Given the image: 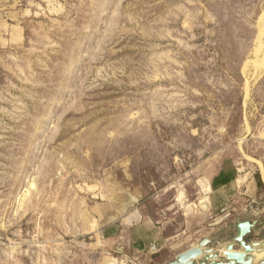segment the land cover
I'll return each instance as SVG.
<instances>
[{"label":"rangeland","instance_id":"374dc122","mask_svg":"<svg viewBox=\"0 0 264 264\" xmlns=\"http://www.w3.org/2000/svg\"><path fill=\"white\" fill-rule=\"evenodd\" d=\"M222 166L239 191L209 190ZM244 219L264 240V0H0V264L240 251Z\"/></svg>","mask_w":264,"mask_h":264},{"label":"water","instance_id":"95a60500","mask_svg":"<svg viewBox=\"0 0 264 264\" xmlns=\"http://www.w3.org/2000/svg\"><path fill=\"white\" fill-rule=\"evenodd\" d=\"M256 221H239L237 223V234L229 242L228 248L239 245L240 251H223L220 253L215 247L216 241L212 237H205L198 247H192L180 254L175 259L165 264H255L254 257L251 255L255 251L264 249V240L247 241L245 236L255 227ZM228 241H220L218 245L222 248ZM220 248V249H221ZM201 255L199 259L197 256ZM264 263V258L259 262Z\"/></svg>","mask_w":264,"mask_h":264},{"label":"crops","instance_id":"0c3cea01","mask_svg":"<svg viewBox=\"0 0 264 264\" xmlns=\"http://www.w3.org/2000/svg\"><path fill=\"white\" fill-rule=\"evenodd\" d=\"M238 167H235L234 169L230 168H224L223 166L220 167V169L215 170L211 169L209 171V179L207 185L209 186V190L212 191H218V190H226L230 188H236L237 191H239L240 184L238 179ZM222 174V176H221ZM221 178H227V181L222 182ZM216 181V186L213 187V181ZM208 186H206L208 188ZM131 215H125V217L121 218V225H128L130 230L132 231V235L130 236L131 243L130 245L134 248V251L136 253L144 252L145 250H148L149 252H157L160 251L163 246L161 245L159 241V235L157 232V225L156 223L149 218L147 214L143 212V210L140 207H137V209H134L131 213ZM255 221L251 219H244L242 221ZM237 229V227H236ZM257 228H253L246 236L247 241H254V235L251 237V235L257 234ZM145 231L143 234H140L139 236L136 235L134 231ZM237 234V230L235 232V235ZM134 235V236H133ZM111 234L109 232L103 233V237H106L109 239ZM120 242V241H119ZM122 243V241H121ZM193 246V245H192ZM122 247V245H121ZM191 247V246H190ZM239 247V246H237ZM189 248V247H188ZM187 249V248H186ZM186 249L178 252L177 254H180L184 252ZM239 249V248H237ZM176 254V255H177ZM175 255V257H176ZM161 262L160 264H165L173 259Z\"/></svg>","mask_w":264,"mask_h":264},{"label":"trees","instance_id":"16d2710c","mask_svg":"<svg viewBox=\"0 0 264 264\" xmlns=\"http://www.w3.org/2000/svg\"><path fill=\"white\" fill-rule=\"evenodd\" d=\"M221 176H222V174H221ZM258 177L260 178V175H258L257 178H258ZM221 181H222V182H225V181H227V178H221ZM215 186H216V181L214 180V181H213V187H215Z\"/></svg>","mask_w":264,"mask_h":264},{"label":"bare ground","instance_id":"6f19581e","mask_svg":"<svg viewBox=\"0 0 264 264\" xmlns=\"http://www.w3.org/2000/svg\"><path fill=\"white\" fill-rule=\"evenodd\" d=\"M224 246H225V245H223L221 249H223ZM232 249H233V248H232ZM229 250H231V249H229ZM230 252H238V251H230ZM261 255H262V253H258V254H257L258 257L261 256Z\"/></svg>","mask_w":264,"mask_h":264}]
</instances>
